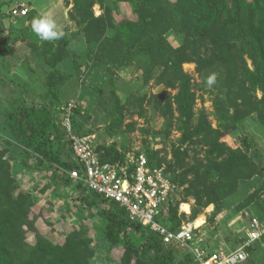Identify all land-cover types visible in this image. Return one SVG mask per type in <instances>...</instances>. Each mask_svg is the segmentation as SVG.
<instances>
[{"label": "trees", "instance_id": "16d2710c", "mask_svg": "<svg viewBox=\"0 0 264 264\" xmlns=\"http://www.w3.org/2000/svg\"><path fill=\"white\" fill-rule=\"evenodd\" d=\"M119 2L131 6L136 21L117 23L113 19ZM72 4L69 18L87 34L90 61L103 55L105 60H96L97 64L105 63L117 70L132 66L141 58L150 67L146 70V82L154 79L152 73L158 67L156 84L166 91L176 92L174 97L168 92L161 94L165 105L159 103L158 109L165 115L169 130L173 127V106H176L182 128L179 143L187 148L186 157L181 160L175 157L172 162L163 159L156 164L154 160L158 155L151 153L153 158L148 161L157 167L166 163L172 181L181 187L187 185L191 176L200 184H210L198 192L185 190V197H193L203 210L233 194L238 181L262 174V169L249 160L245 151L229 147L224 138L254 114L264 125V0H176L175 3L168 0H117L116 5L112 0H72ZM95 5L103 10L102 16H95ZM3 8L0 6V57L8 63L14 39L4 35V20L8 17L22 23L29 22L21 31L28 33L32 31L37 12H30L20 5L3 14ZM25 8L29 11L25 17L12 14L13 10L20 12ZM110 33L111 37L108 36ZM169 33L183 36L179 48L168 42L166 36ZM39 52L30 50L24 58L38 60L47 72L41 102L19 106L5 117L6 127L15 143L23 149L26 157H36L38 169L50 170L53 183H62L63 191L68 193L70 190L76 196L75 200L88 210L97 209L107 241L124 250L120 264H198L189 250L176 244H164L159 235L131 221L126 209L105 200L83 182L70 178L72 171H78L83 177L84 169L77 163L72 143L61 125L60 108L64 104H58L65 85V76L58 71V65L69 55L68 43L63 37L47 42ZM186 64L196 66L200 87L214 96L217 129L213 128L204 110L199 114L195 111L194 84L184 72ZM30 71L34 69L30 67ZM213 74L216 82L209 88L207 79ZM76 118L77 110L73 128L79 134ZM242 142L247 152L254 147L248 137H243ZM190 147L204 152V157L197 155L193 163L188 161ZM96 150L102 164L122 165L126 162V154L117 143L102 145L98 140ZM255 156L260 162V156ZM179 171L183 173L177 179ZM13 184L10 163L0 147V264H90L94 256L91 240L73 232L61 243H52L37 227L40 216L33 213L35 202L32 196L22 193L14 197ZM178 195L179 192L167 208L168 217L159 218V222L172 232L181 229L178 210L179 205L185 203L176 198ZM192 212L190 222L201 214L195 209ZM31 234L35 238L33 243L28 241ZM245 240V237L240 238L239 245ZM263 243L264 239L247 249L245 264H256L259 244ZM202 249L207 255L213 251Z\"/></svg>", "mask_w": 264, "mask_h": 264}, {"label": "rangeland", "instance_id": "374dc122", "mask_svg": "<svg viewBox=\"0 0 264 264\" xmlns=\"http://www.w3.org/2000/svg\"><path fill=\"white\" fill-rule=\"evenodd\" d=\"M67 1L0 0V6L4 7L3 14L20 5H24L30 12L36 10L37 16L34 18L41 13H51L58 29L64 33L69 55L58 65V71L65 76V85L58 97V104L77 103L76 127L79 135L96 134L100 144L117 143L126 155L143 153L147 158H153L154 153L158 155L154 160L156 164L163 159L167 162H172L175 157L179 160L184 159L187 148L179 143L182 128L177 119L176 106H173L175 113L173 127L169 130L165 115H162L158 109L159 103L165 105L163 97H160L161 94L168 92L172 97L176 95L175 91H166L163 86L156 84L159 68L157 67L152 73L154 79L146 82L148 77L146 70L150 67L141 58H138L132 66L117 70L105 63L97 64L98 60H105L103 55L97 56L98 60L90 61L87 34L70 21L69 12L73 4L72 0L69 1L70 4H67ZM112 1L113 5L117 4V0ZM168 1L176 2V0ZM115 8L113 19L117 23L137 20L128 3L119 2ZM93 10L96 17L103 15L99 5H95ZM27 24L29 22L22 23L19 19L12 20L8 17L4 20L6 30L4 35H10L14 39L11 45L13 50L8 56L9 64L4 63L3 58L0 57V147L5 151L6 160L11 166L14 180L13 196L22 193L32 196L35 202L33 213L40 216L37 227L52 243L59 244L69 234L79 232L91 240L94 256L90 264H120L124 250L112 246L107 241L102 230L104 224L97 215V209L88 210L79 200H75L76 196L72 195L70 190L68 193L63 191L62 183L60 185L53 183L50 179V170L38 169L36 157H26L23 149L15 143V138L6 127L5 117L10 112L22 105L41 102L40 97L44 94L43 82L47 75L45 68L37 62L38 60L24 58V55L30 50L39 52L40 49L45 48L47 41L40 40L33 31L21 32L23 26ZM108 36L111 37L112 34ZM166 37L174 48L181 46L182 35L169 33ZM16 38L21 39L15 41ZM38 54L41 55L40 52ZM17 59L22 61L16 62ZM30 67L34 71L31 72ZM183 69L194 84L196 113L199 114L204 110L213 128L217 129L218 124L213 109L214 96L209 90L200 87L201 79L196 73L194 64H186ZM257 96L261 98L260 94ZM243 137H248L254 144L248 152L243 145ZM224 142L233 149L245 151L249 160L262 169V174L249 180L238 181L237 189L233 194L203 210L193 197H185V190L198 192L210 184L206 182L200 184L193 176L188 179L187 185L181 187L179 183L177 184L180 190L176 198L184 200L191 211L190 214H186L181 210L183 203L179 205L181 228L192 225L195 220L204 217V225L195 232L196 242L201 248L214 249L215 245L222 243L227 248L236 250L240 238L245 237V224H248L250 215L256 214L264 224V125L254 114L230 131ZM199 152L190 147L188 161L193 163L197 155L203 158L205 153ZM256 154L260 156V162L256 159ZM163 165L167 168L166 163ZM182 173V171L176 173L177 179ZM194 209L201 211V214L190 222L189 217ZM34 239L33 234L28 237L30 243H33ZM259 250L255 263L264 264V243L259 244Z\"/></svg>", "mask_w": 264, "mask_h": 264}, {"label": "built area", "instance_id": "2783aa9c", "mask_svg": "<svg viewBox=\"0 0 264 264\" xmlns=\"http://www.w3.org/2000/svg\"><path fill=\"white\" fill-rule=\"evenodd\" d=\"M28 9L20 12L13 10L14 16L25 17ZM78 109L76 102L61 106V125L67 139L72 143L73 154L84 169L82 177L78 171L69 173L73 181H81L90 190L105 200L115 202L127 210L131 221L147 227L159 235L164 244H176L189 250L198 264H245L247 249L264 239V224L254 215L245 224V242L238 249L231 250L221 244L209 255L196 242L194 224L183 226L172 232L159 222V218L168 217L167 208L179 187L172 181L167 168L150 165L145 154L126 155V162L120 164H102L97 153L98 136L96 134L79 135L74 132L73 117ZM175 198V197H174Z\"/></svg>", "mask_w": 264, "mask_h": 264}, {"label": "clouds", "instance_id": "9594fccd", "mask_svg": "<svg viewBox=\"0 0 264 264\" xmlns=\"http://www.w3.org/2000/svg\"><path fill=\"white\" fill-rule=\"evenodd\" d=\"M31 27L32 31L42 41L52 42L62 39L64 36V33L58 29L56 20L51 13L48 12L41 13L37 18H34ZM215 82V74L208 77L207 85L209 88H211Z\"/></svg>", "mask_w": 264, "mask_h": 264}, {"label": "bare ground", "instance_id": "6f19581e", "mask_svg": "<svg viewBox=\"0 0 264 264\" xmlns=\"http://www.w3.org/2000/svg\"><path fill=\"white\" fill-rule=\"evenodd\" d=\"M181 210L182 212H185V213H189L190 212V207L188 204H183L182 207H181ZM204 225V218L203 217H200L198 218L197 220H195L194 222V226H196V228H200Z\"/></svg>", "mask_w": 264, "mask_h": 264}, {"label": "crops", "instance_id": "0c3cea01", "mask_svg": "<svg viewBox=\"0 0 264 264\" xmlns=\"http://www.w3.org/2000/svg\"><path fill=\"white\" fill-rule=\"evenodd\" d=\"M68 1H70V0H68ZM181 207H182V205H181ZM189 207H190V206H189ZM184 213H185V212H184ZM186 214H190V212H189V213H186ZM203 218H204V217H203ZM204 223H205V219H204ZM220 244H222V243H220ZM220 244H219V245H220ZM219 245H215L216 248H214V249H217ZM238 246H240V245H238ZM214 249H213V250H214Z\"/></svg>", "mask_w": 264, "mask_h": 264}]
</instances>
